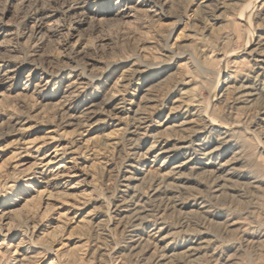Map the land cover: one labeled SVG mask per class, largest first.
I'll return each instance as SVG.
<instances>
[{
    "label": "rangeland",
    "instance_id": "rangeland-1",
    "mask_svg": "<svg viewBox=\"0 0 264 264\" xmlns=\"http://www.w3.org/2000/svg\"><path fill=\"white\" fill-rule=\"evenodd\" d=\"M117 1L84 0L76 24L62 16L73 0H0V60L13 67L0 88V264H264V67L248 57L264 53V0H152L161 11L127 21ZM30 8L54 14L43 39L29 37ZM166 49L192 55L204 73ZM82 71L96 79L77 94ZM214 73L213 89L253 86V105L224 107ZM150 95L147 127L135 130L133 110ZM222 124L229 138L218 145ZM190 133L219 146L215 157L196 155L198 169L159 182L158 142ZM188 155L175 152L168 165ZM227 161L235 174L215 193L210 172ZM133 193L145 221L137 228L126 207ZM152 226L169 236L167 258ZM199 239L210 243L188 258Z\"/></svg>",
    "mask_w": 264,
    "mask_h": 264
},
{
    "label": "bare ground",
    "instance_id": "bare-ground-1",
    "mask_svg": "<svg viewBox=\"0 0 264 264\" xmlns=\"http://www.w3.org/2000/svg\"><path fill=\"white\" fill-rule=\"evenodd\" d=\"M20 1H21L20 3L23 6H25V5L31 4L30 2L32 0H20ZM258 1L261 2V0H258ZM155 2L156 1L153 2L152 0H149V1L137 0L136 3L132 4L131 0H119V1L116 2L117 4L114 7L115 15L121 21H127V20H129L131 18H134L135 14L139 13V12L140 13H149V14H152V15H156L157 14L156 11H158V10L161 11V9L157 7ZM85 5L86 4H85L84 0H73V2L69 5V7L66 9V11L63 12L62 16L65 19H68V17L71 18L69 15H72V17L75 18L74 22L76 24H81L83 22V18H85L84 17ZM117 5H122L123 7L117 9ZM30 10H31V8H30ZM51 12L52 11H46V10H43V11H39V10L38 11L37 10L32 11L31 10L30 11L29 16H27L29 23L32 24V28H30V31H29V33H30L29 37L30 38H34L36 40H40V39H43L44 37L48 36L49 33L52 32L51 26H50V24H48L49 20L52 19L53 16H54V14H52ZM80 15L83 18L82 17L80 18ZM160 16H162L164 18L167 17L163 13H160ZM242 17L245 18V14H241L240 18H242ZM181 21L182 20L179 18L178 21H177L178 22L177 24H180ZM260 40H261L260 46L262 44L264 45V34H263L262 37H259V42L257 44L258 46H259ZM260 46H259V48H260ZM166 50H168V49H166ZM168 52L171 53L170 50H168ZM171 54H173L174 59H177V60H183L185 58H188L187 60L191 59L190 63L192 64V68L194 69L193 71L197 70L200 74L204 73L202 67L198 64V62H196L197 60L195 61L192 58V55H190L188 53H171ZM248 57H250L251 61L254 62L253 66L257 67L258 70L259 69L263 70L262 67H264V53H261L260 51L254 50L250 54H248ZM3 61L0 60V88H4V84L5 83H4V79L3 78L7 79V78L10 77V75L13 74V67L9 66L7 64V62H3ZM155 66L156 67H160V68L163 67L161 64H156ZM251 66H252V63H251ZM77 69H78V66H77ZM79 70H81V69H79ZM218 75H219L218 73H214V78L210 81L211 82V85H210L211 92L214 91V94H216V99H217L218 102L222 103V105L224 107H230V105H234V104H242L245 107H247V108L249 107L250 108L253 105L251 103L253 102L254 97L257 95V94L254 93L255 89L253 88V86L251 87L248 84H246L245 81H241L242 79L239 80L236 85H234V84H232L230 82H226L224 80V81H222V83H223L222 85L220 83H218L217 88L213 89L214 85L216 84V81H217L216 78H217ZM195 76L199 78L198 83L200 85H203L204 82L202 81V76L193 74V75H191V76H189L187 78L193 80V78ZM95 79H96V77H94V75L88 77L83 72V74L79 78V81L73 83V87L72 88L75 87L76 88V89L74 88L76 90L75 92L77 94H79V93H81V91L84 89L85 85L88 82L89 83L90 82L93 83V81ZM75 96H77V95H75ZM155 104H156V97L154 95H150L148 98L144 99L142 106L137 107L135 110H133L132 120H133V122H135L134 123L135 130H140V129L141 130H145V128L147 127L146 124L148 123V114H147L148 110H150L151 108L155 107ZM197 107H198V105H197ZM239 107H241V106H239ZM262 114L264 115V110L262 111ZM200 115H201V118H200L199 115L197 117H199L201 120H204L205 123H206V125H204V130L205 131L208 130L209 131L208 133L213 131V126H214V122L215 121L212 120V119L209 120V118H208L209 116L207 117L205 115L204 110L202 112L200 111ZM180 125L183 126V125H185V123H183V124L181 123ZM224 126H225V124H222V126L219 127L222 131L217 132L218 133V137H217L218 145H220L222 142H224V140H227L229 138V134H228L227 131H225ZM183 128H184V126L182 128L180 127V130L184 131V130H182ZM195 136H196L195 133L187 134L185 137L183 136L182 138H178V141H177V139H175L177 142L175 141L176 143L171 145V146L169 144H167V143L158 142V145L161 146V147L159 148V151L155 155H153V158L154 159H158L160 157H164L165 159L162 161V167H163V169H166V171H164L163 173L161 172V174L158 176L159 177V182L164 181V179H166L168 177H170L172 180H174L176 182H179L180 178L182 176L181 171L183 169H185V168L198 169L200 167V165H202V163H200V161L199 162L196 161V157H195L196 155H199L201 160L202 159L203 160H205V159L209 160V159L215 157L219 146H215V148H213V149L212 148L211 149L205 148L204 144H201L199 142H197V143L193 142L192 139ZM175 152L181 153V154H185V155L189 154L188 155L189 158L186 159V160H183V161H179L176 164H173L172 166H169L168 165L169 161H167V160H169L171 158V155L173 153H175ZM230 166L231 165L227 161L225 163L219 164L218 167H216L214 170H211L209 177L212 180V184H213L212 188H213V191L215 193L223 192V190L226 187L227 183L230 182L231 176H234L233 174H235V171H234L233 168H230ZM236 174L237 175H239V174L241 175V173L238 174L237 172H236ZM136 179H134V180H136ZM159 184H156L157 188L159 187ZM127 185H129V182H128ZM126 188L128 190L131 189L128 186H126ZM157 188L154 189V190H156V191H154V193L158 194L159 190H157ZM132 190H133V188H132ZM134 193H133V195L131 197V200H130V202H132V203L128 204L126 207H127V212L129 213V215H128L129 216L128 218L130 219L129 223L132 224V227H136L137 228L139 226L142 227L145 224V221H143L144 219L142 217V212L137 208V205H135L136 203L135 204L133 203V200L136 197V196H134L136 193L135 194ZM137 193H138V191H137ZM232 225H233V223L231 224V226ZM153 227L154 226H152L150 228V230H148V233L150 234L148 236H150L156 242L158 247L163 250L164 253H163V255L160 253L162 256L158 255L159 258L160 257L161 258H167L165 253H168L171 250V247H172L170 245L171 243L169 241V236H163L160 229L156 230L155 229L156 227L155 228H153ZM244 233H246V232L244 231ZM201 234H203V233H201ZM199 241H200V239H199ZM132 242H134V241H132ZM206 243H210V242H208V241L205 242L204 240H202V242L199 243V245L196 243L197 245L195 244V246H193V244L188 246L185 249V253L188 255L187 257L189 258V257L196 256L197 254H200L199 253L200 251H204L205 250ZM136 246H137V244H136ZM139 246H141V244ZM131 248H132V246H131ZM198 259H196V260H198ZM194 262H196V261H194Z\"/></svg>",
    "mask_w": 264,
    "mask_h": 264
}]
</instances>
